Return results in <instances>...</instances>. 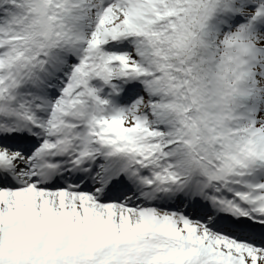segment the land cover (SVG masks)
Here are the masks:
<instances>
[{
	"label": "snow or ice",
	"instance_id": "1",
	"mask_svg": "<svg viewBox=\"0 0 264 264\" xmlns=\"http://www.w3.org/2000/svg\"><path fill=\"white\" fill-rule=\"evenodd\" d=\"M0 264H264V0H0Z\"/></svg>",
	"mask_w": 264,
	"mask_h": 264
}]
</instances>
